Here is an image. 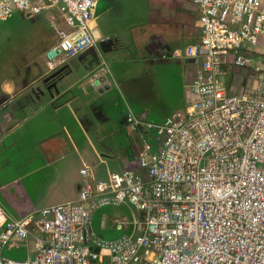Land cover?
I'll return each mask as SVG.
<instances>
[{"label":"built area","instance_id":"built-area-1","mask_svg":"<svg viewBox=\"0 0 264 264\" xmlns=\"http://www.w3.org/2000/svg\"><path fill=\"white\" fill-rule=\"evenodd\" d=\"M99 1L0 0V21L58 10L64 25L45 51L54 70L98 48L91 23ZM194 3L201 39L178 54L199 62L186 105L146 123L160 150L145 141L144 171L111 172L106 180H93L85 165L77 200L21 217L0 206V264H264V56H253L264 55V0ZM100 62L92 84L110 72ZM228 64L249 68L251 86L230 91L222 84ZM127 121L140 123L130 107ZM121 204L133 208L131 220L119 224L128 232L101 239L94 212ZM4 247H24L26 256H2Z\"/></svg>","mask_w":264,"mask_h":264},{"label":"crops","instance_id":"crops-1","mask_svg":"<svg viewBox=\"0 0 264 264\" xmlns=\"http://www.w3.org/2000/svg\"><path fill=\"white\" fill-rule=\"evenodd\" d=\"M114 1L100 0L91 23L97 40L115 39L112 50L105 53L98 46V57L79 54L51 70L44 53L58 40L52 25L53 39L31 70L1 83L0 206L14 217L77 200L85 165L93 180L124 169L143 172L139 152L149 138L146 123H161L186 105L199 62L178 54L201 39L194 0ZM115 5L122 10H112ZM101 59L110 72L92 84L89 76ZM64 67L54 78L59 91L50 93V81L44 80ZM236 69L225 68L230 91L243 88ZM129 107L140 121L137 126L127 121ZM153 138L146 142L159 151L160 142ZM25 254H19L21 259Z\"/></svg>","mask_w":264,"mask_h":264},{"label":"rangeland","instance_id":"rangeland-1","mask_svg":"<svg viewBox=\"0 0 264 264\" xmlns=\"http://www.w3.org/2000/svg\"><path fill=\"white\" fill-rule=\"evenodd\" d=\"M112 1L115 3L114 0ZM128 2L134 5L137 0H128ZM137 3L141 2L138 0ZM112 10L122 9L115 5ZM135 16L141 17L140 15ZM52 25L57 29L61 26L59 12L56 9L45 11L34 17H24L19 12H15L9 19L0 21V86L4 79L25 76L31 70L35 58H40L45 44L50 43L53 39ZM94 37L99 39L95 34ZM253 56L256 60L261 61L264 55L254 53ZM130 67L132 70L136 69L137 71L139 68L138 65L134 66L133 64ZM227 81V75L220 77L222 84L227 85ZM148 136L149 138L145 140L152 143L155 139L153 137L156 136L154 131L150 130ZM98 212V216H95L92 220L93 229L98 237L101 239H114L128 232V229L119 228V224L124 225V222L131 220L133 216L132 207L127 204L110 205L99 209ZM24 249V247H4L1 255L21 258L19 254L24 253ZM22 256L25 257L26 255Z\"/></svg>","mask_w":264,"mask_h":264},{"label":"water","instance_id":"water-1","mask_svg":"<svg viewBox=\"0 0 264 264\" xmlns=\"http://www.w3.org/2000/svg\"><path fill=\"white\" fill-rule=\"evenodd\" d=\"M114 43H115V39L108 38V39L99 41L98 42V46H99V48H100V50L102 52H105L106 53L107 51L112 50ZM89 52H92L95 55V57H98L99 56L98 53H97L96 48H90V49L86 50L85 52H83L82 55L83 54L86 55ZM64 69H65V67L64 68H61L60 70H57V71L53 72V74H51L47 79L44 80V83L45 84H47L50 81V83L47 84V87H46L47 90L50 93H52L53 90H55L56 92L59 91L58 90V85H57L58 82L56 80H54V78L60 72H62ZM236 72L237 73H241L243 75V80H242L243 86L244 87H250L251 86V77H250V73H249V68H247V67L246 68H243V69L237 68L236 69ZM240 91H243V88Z\"/></svg>","mask_w":264,"mask_h":264},{"label":"trees","instance_id":"trees-1","mask_svg":"<svg viewBox=\"0 0 264 264\" xmlns=\"http://www.w3.org/2000/svg\"><path fill=\"white\" fill-rule=\"evenodd\" d=\"M83 53V52H82ZM82 53H80V54H82Z\"/></svg>","mask_w":264,"mask_h":264}]
</instances>
